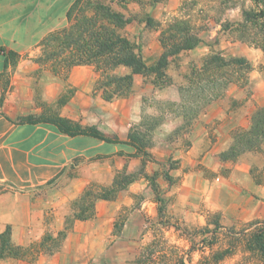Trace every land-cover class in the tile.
<instances>
[{
  "label": "crops",
  "instance_id": "crops-1",
  "mask_svg": "<svg viewBox=\"0 0 264 264\" xmlns=\"http://www.w3.org/2000/svg\"><path fill=\"white\" fill-rule=\"evenodd\" d=\"M76 1L0 0V233L11 226L14 243L22 246L41 242L46 233L57 237L66 231L72 201L90 184L111 185L117 172H131L142 164L127 144L70 136L52 123L27 120L58 112L127 141L133 124L142 118L139 92L104 99V74L96 66L76 65L56 73L52 63L37 58L48 35L70 26ZM11 51L18 54L15 59ZM143 53L153 64L162 54L161 45L145 46ZM250 80L253 99L235 107L225 98L208 104L184 134L187 145L181 138L168 139L184 123L182 117L166 120L156 131L150 151L179 164L170 172L175 182L163 183V196L170 200L168 214L181 224L204 225L212 213L220 214L226 226L264 218V184L256 182L247 163L219 158L232 142L233 130L248 127L253 111L264 106V77L253 70ZM146 167L163 168L156 162ZM143 180L131 183L114 200L98 199L95 216L75 220L55 253H40L35 261L4 258L0 264H134L137 249L149 240L148 221L159 219L153 194L135 205L136 195L147 187ZM127 208L123 228L116 233V222Z\"/></svg>",
  "mask_w": 264,
  "mask_h": 264
},
{
  "label": "trees",
  "instance_id": "trees-1",
  "mask_svg": "<svg viewBox=\"0 0 264 264\" xmlns=\"http://www.w3.org/2000/svg\"><path fill=\"white\" fill-rule=\"evenodd\" d=\"M264 5L263 0H258ZM83 0H77L70 10L69 18H73L74 10L79 7ZM86 6L81 7V17L78 16L76 23L70 27L57 31L49 35V39L58 41L61 48L53 51L49 59L53 61L51 67L54 72L69 71L76 65L91 64L96 66L99 71L108 74V79L104 83V97L106 100H113L116 97L128 96L132 93L135 84V75H154L155 83L164 86L168 83L167 69L171 58L179 57L184 51L193 50L204 43L202 37L192 32L188 23L182 20H175L167 29L162 32L160 42L163 52L158 60L149 64L143 53L142 46L129 38L122 31L134 20L127 17L123 12L115 10L110 5L92 0H85ZM88 9L93 10V14L88 15ZM148 26L155 24L150 15L146 18ZM236 27L239 31L250 32L251 28H260L258 37L247 39L249 43L254 44L264 52V7L262 10H244L243 20L236 22H227L223 30H230ZM10 55L15 59L17 53L11 51ZM119 67L128 69L123 75H111L109 72ZM255 69L253 62L246 56L226 57L221 52L214 51L204 60L202 67L192 71V81L196 84L195 89L198 95L192 101L196 105V110L191 117H186V125L189 127L198 117L200 112L211 102L218 100L226 95L229 86L238 79L234 78V73H239L240 78L248 83L249 73ZM264 72V66L262 67ZM192 84V85H193ZM198 102V103H197ZM30 122H48L57 126L58 130L70 136L87 135L104 140L110 143H122L133 147V156L142 158V167L140 174L144 175L151 182L156 195V201L159 204L158 213L162 218L161 223L171 225L176 229H181L179 223L163 220L166 215L167 200L163 196L161 186L158 182L159 177L163 176L170 184L175 182L171 175V170L178 168V161L157 158L151 151V141L148 134L140 130V125H135L129 134L127 141H122L118 137H110L102 133L95 126H84L80 122L72 121L59 115L39 117L30 116L27 118ZM160 122L153 125L152 130ZM143 126V123L141 124ZM264 150V106L257 107L250 119L248 127H238L232 132V142L219 153L222 161L238 160L247 153H258ZM147 162H156L163 166V171H155L152 175L146 173ZM253 177L257 183L263 184L264 180L257 177L253 172ZM137 173L125 174L121 179L116 178L113 186L93 190L88 187L84 193L74 201L72 216L67 218L66 231L55 237L51 233H46L39 243H33L29 246L15 244L12 239V228L8 226L6 230L0 233V260L4 258L29 259L35 261L40 253L53 254L58 251L63 239L74 221L77 219H89L95 216L96 201L98 199L114 200L119 191L126 188L132 182L138 179ZM215 229L212 231L213 239L209 244L215 242V236L221 227L219 219L212 221ZM252 224H260L247 241V247L251 251L259 252L264 260V221H255ZM251 224V225H252ZM50 243H53L50 249ZM229 251L217 253L216 259H222ZM180 264H187L181 261Z\"/></svg>",
  "mask_w": 264,
  "mask_h": 264
},
{
  "label": "rangeland",
  "instance_id": "rangeland-1",
  "mask_svg": "<svg viewBox=\"0 0 264 264\" xmlns=\"http://www.w3.org/2000/svg\"><path fill=\"white\" fill-rule=\"evenodd\" d=\"M92 1L110 5L115 10L123 12L127 17L134 18L133 22L127 25L122 32L139 43L143 50L145 46L150 44L154 45L156 42H159L161 45L160 38L162 32L174 23L175 20H182L188 23L192 32L198 34L204 40L201 46L190 51H184L179 57L171 58L170 65L167 69L169 77L167 80L168 83L164 86H159L155 83L154 75L140 74L137 76V79H135L134 88L130 95L116 97H131L137 95L139 92L138 96L143 107V113L141 120L134 123L132 128L135 125H140V130L148 134V139L152 143L149 149L155 145L156 131L160 125L166 120L178 116L184 119V123L181 127L173 131L168 136V139L170 142H173L181 138L180 141L183 145L188 144L184 134L188 131L189 127L186 125V120L182 114L186 115V117H191L196 110V105H194L192 101L198 95V92L195 89L196 84L192 83V81L196 79L193 77L192 71L202 67L204 60L214 51L221 52L226 57L241 55L248 57L255 66V73L260 72L262 77H264V72L262 71V67L264 66V52L254 44L242 39V37H245L252 40L254 39L253 37H258L260 28H251L249 33L244 30L239 31L235 26L230 30H223V26L227 22L242 21L244 10H262L264 5L258 0ZM85 4L86 2L83 0L79 7L74 10L70 26L76 23L79 18L78 16L81 17L82 11H79V9L81 7L85 8ZM87 14H93V10L88 9ZM149 15L153 17L155 21V24L152 26H148L147 22H145ZM48 37L49 35L44 39V48L37 58L53 64V61L49 59V55L53 51L61 48V46L58 41H54ZM161 48L163 52L162 45ZM151 49L154 50L153 47ZM127 71L128 70L125 68L119 67L109 73L111 75H123L127 73ZM101 73L104 74V80L101 84L104 97V83L108 79V74L103 71H101ZM252 73L253 71L249 73L248 83H245L240 78L239 73H234V78L238 80L229 86L226 95L222 98L228 99L233 107L239 105L241 102L253 99L254 86L250 80ZM136 83L141 86L140 89H135ZM72 94L73 89L70 88L69 96ZM176 94L180 96L178 100L169 98ZM45 115L55 116L59 114L58 112L52 111ZM158 121L160 124L152 130L153 125ZM142 123L143 126L141 125ZM236 161L247 163L251 168V173L253 172L257 177L264 180V150L258 153H247ZM141 167L142 164L131 172H128L125 168L117 172L114 178L115 181L116 178L121 179L125 174L131 173H137L139 175L137 180L144 178L143 181L147 183V187L136 195L135 205H139L142 199L149 197L150 194H153L156 198L150 180L140 174ZM155 171L162 172L163 168L150 171V168L147 170L146 167V173L149 175H152ZM70 175L74 176L76 172L71 171ZM158 182L162 192H164L165 188L163 187V183L166 182L165 178L163 176L159 177ZM113 183L108 186H104L100 183H92L88 187L91 186L93 190L97 191L102 188L112 187ZM126 188H128V186ZM76 199L72 201V210L73 203ZM165 199L167 200V208L163 220L171 221V223L177 222L181 229H176L166 224L159 225V221L161 222L162 220L160 217L157 221L152 220L150 222L148 219V231L150 232L149 240L144 242L137 249V254L133 261L134 264H180L181 261L187 264H264L261 254L251 251L247 247L248 239L251 237L252 233L261 226L260 224L252 223L255 221H264V218L247 224L226 226L221 222L220 214L212 213L208 215L206 224L186 226L181 224L180 220L172 218L168 214V204L170 200L167 197H165ZM128 214L129 209L127 208L118 218L115 226L116 233H119L123 228L124 219H126ZM70 216H72V214L68 217ZM47 218H51V215H48ZM215 219H219L221 227H219L218 233L215 236V242L211 245L209 241L213 239L212 231L215 229V224H213L212 221ZM51 244L53 245V243H50V245ZM52 245L49 246L48 249H50ZM225 251L229 252L226 253L222 259L217 260L215 255ZM117 264H120V262L118 261Z\"/></svg>",
  "mask_w": 264,
  "mask_h": 264
},
{
  "label": "water",
  "instance_id": "water-1",
  "mask_svg": "<svg viewBox=\"0 0 264 264\" xmlns=\"http://www.w3.org/2000/svg\"><path fill=\"white\" fill-rule=\"evenodd\" d=\"M264 1V0H263Z\"/></svg>",
  "mask_w": 264,
  "mask_h": 264
}]
</instances>
